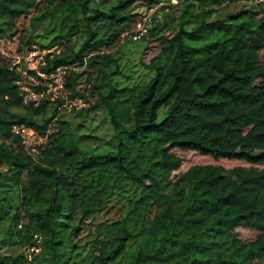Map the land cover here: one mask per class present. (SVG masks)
<instances>
[{
	"label": "trees",
	"instance_id": "16d2710c",
	"mask_svg": "<svg viewBox=\"0 0 264 264\" xmlns=\"http://www.w3.org/2000/svg\"><path fill=\"white\" fill-rule=\"evenodd\" d=\"M137 5L155 9L122 40ZM25 14L20 42L57 49L28 72L61 68L67 93L23 101L0 61V264H264V0H0V38ZM146 36L162 45L143 60ZM14 124L43 138L36 152ZM172 147L249 164L173 177Z\"/></svg>",
	"mask_w": 264,
	"mask_h": 264
},
{
	"label": "rangeland",
	"instance_id": "374dc122",
	"mask_svg": "<svg viewBox=\"0 0 264 264\" xmlns=\"http://www.w3.org/2000/svg\"><path fill=\"white\" fill-rule=\"evenodd\" d=\"M171 2H173L175 4V0H170ZM185 1V0H183ZM178 6H180V4H177ZM176 5V6H177ZM185 5V4H184ZM175 6V8H176ZM177 6V7H178ZM153 9V8H152ZM155 9V6H154ZM136 10L138 12H140V15L137 16V19H141L143 17V15H145L146 13L149 12V10L146 8H144V6L141 5H137L136 6ZM142 13V14H141ZM150 15V14H149ZM215 16H219L220 12H216L214 14ZM28 17L29 14H25L23 16H19L17 18H15L11 25H10V30H15V33L11 36L8 35H4L0 38V61L2 62H6L9 64H13L15 66H18L21 70L22 73L20 75L19 78V87L22 91V96L24 97L25 100H28L30 96H32V92L31 89L33 91H39L41 89V84L43 85V83L45 82L46 78L44 76H42V78L38 79L35 76H33L31 73L28 72V69H32L34 67H36L37 62L40 59L41 56V49H39V46L35 43V44H30L28 48V45L23 44L22 42H20V38L23 37V35L25 34V27L27 26L28 23ZM135 24L132 23L129 28L126 30V32H124L125 36L122 37L121 39L124 40L127 36H130L131 32H134L135 29ZM165 35H169L166 31L164 32ZM148 38V42L145 44V46L142 48L141 52H140V56L142 57L143 60H147L152 54H154L155 52H157L160 49V46L162 45L161 43H159L156 40L151 39L150 37ZM132 42L127 43V46H131ZM259 54V60L261 63L264 64V46L259 50L258 52ZM63 71L61 70H57L54 74L58 77L60 76V74H62ZM257 83H261L262 79L258 78L256 79ZM36 84H39L38 86L35 87ZM53 84V83H51ZM77 87L79 88V90H81L83 93L86 94L87 91V86L86 83L84 82L83 79H81L78 83H77ZM63 95H66V91L63 90L62 91ZM41 97H45L44 95ZM40 97L37 96L35 99H39ZM71 101V100H70ZM80 101H83L82 99ZM89 101V99H88ZM69 102H63L62 104H60V111L59 113L61 114V117H68V114L71 112V106L73 105L72 102H70V104H68ZM74 103H76L74 101ZM83 103H85L84 105H86V101ZM55 117H53L50 121L51 125L55 124L54 121ZM31 139V137H26V144L30 145V146H35L37 145L36 141H33ZM40 144V143H39ZM19 146H22V148L24 149V146L22 144H20ZM26 147V146H25ZM171 150L179 155V157L181 158V162L180 165L174 169L172 171V176L175 177L177 176L180 172H182L187 166H189L190 164L193 163H212V164H217L220 165L224 168H228V167H232V166H236V165H248L249 163L245 162L244 160L241 159H235V158H224V157H213L211 155L208 154H200L197 151L191 150V149H183V148H179V147H172ZM31 151H29L27 149V153H30ZM25 180L22 179L21 184H25ZM15 193L16 191H14V202H16V197H15ZM13 205H15L14 203H12ZM18 209L20 210V212L22 211V208L19 206ZM14 208L13 206H11L9 208V211H13ZM112 210H109L107 212H99L97 214H95L93 216V220H100V219H104V218H108L111 217ZM3 221H5L4 219H0V237L3 234ZM86 223L88 220H85ZM235 231L237 233V236L242 239V240H247V239H251L254 237V235L257 233L256 229L250 228V227H244V226H236L235 227ZM11 246L10 245H5V244H0V252H5L8 249H10ZM24 251L28 252L27 255L30 257V251L32 250H36V248L34 246L31 247H26L24 246Z\"/></svg>",
	"mask_w": 264,
	"mask_h": 264
},
{
	"label": "built area",
	"instance_id": "2783aa9c",
	"mask_svg": "<svg viewBox=\"0 0 264 264\" xmlns=\"http://www.w3.org/2000/svg\"><path fill=\"white\" fill-rule=\"evenodd\" d=\"M148 10H149L148 13L143 15V17L141 19L140 18L137 19L136 22L134 23L135 27H136L134 29V32L136 33V35L142 34L145 31L144 22H145V20H147L149 18V16H150L149 14H151L153 12L154 7H150V8H148ZM156 15H158V14H156ZM56 50L57 49H55L53 46L48 48V49H41V55L45 51H56ZM40 58H41V56H40ZM16 68L18 70H20V72L22 73V70L18 66H16ZM57 70L63 71L61 68L58 67V68L55 69V71L49 73L48 75H44L43 73H39V75L44 76L46 78V80L43 83V85L41 84V89L39 91H33L31 89V92H32L33 95L30 96L29 99H32V100L36 101L37 99H35V98L37 96L41 97V96L44 95L45 97L53 98V97L61 96L63 94L62 93V91H63L62 75L60 74V76L57 77L54 74ZM16 82H17L18 87H19V83H18L19 79L16 80ZM51 83H53V84H51ZM19 90L22 93L20 87H19ZM80 100H81L80 98H76V99H71V101L70 100H66L65 102H69L68 104H70V102H72L74 106L83 105L84 103L82 101H80ZM23 101H26L24 99V97H23ZM74 101L76 103H74ZM11 129H12L13 133H16V134H18L20 136L21 144L23 146L25 144V146H26V147L24 146V150L26 152H27V149L29 151H31L30 153L36 152L37 146L43 140V138L41 136L37 135L32 128L27 127V126L22 125V124H14V125H12ZM26 137H31V139L33 141H36L37 142L36 147L35 146L33 147V146H30V145L26 144Z\"/></svg>",
	"mask_w": 264,
	"mask_h": 264
}]
</instances>
